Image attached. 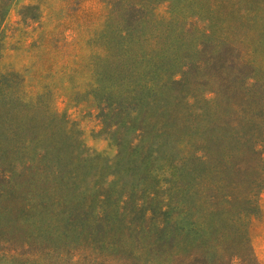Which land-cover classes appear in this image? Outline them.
<instances>
[{
	"label": "trees",
	"instance_id": "obj_1",
	"mask_svg": "<svg viewBox=\"0 0 264 264\" xmlns=\"http://www.w3.org/2000/svg\"><path fill=\"white\" fill-rule=\"evenodd\" d=\"M100 1L109 12L91 39L92 89L99 102L112 99L102 124L117 149L141 143L142 162L168 168L152 207L150 194L145 202L125 196L120 207L109 206L108 192L100 189L90 240L116 254L91 255V264H257L245 221L257 211L264 187V69L257 67L264 62L262 17L249 20L254 13H247L248 28L238 29L215 17L198 24L193 19L200 13L186 11L197 0ZM151 2L167 4L166 14L149 12ZM223 4L213 3L210 12L217 15ZM117 18L121 24L111 27ZM43 97L0 93V153L54 139L46 119L57 115ZM54 176L13 178L16 229L0 234V264L79 263L77 253H35L34 239L25 236L28 212L42 213L28 196L36 197L38 183L61 178ZM86 215V208L69 213L68 224Z\"/></svg>",
	"mask_w": 264,
	"mask_h": 264
},
{
	"label": "rangeland",
	"instance_id": "obj_2",
	"mask_svg": "<svg viewBox=\"0 0 264 264\" xmlns=\"http://www.w3.org/2000/svg\"><path fill=\"white\" fill-rule=\"evenodd\" d=\"M215 2L224 3L217 15L210 12ZM152 7L156 15L167 12V4L151 2L149 12ZM186 11L189 15L200 13L201 18L193 19L198 24L215 17L216 22L238 29L248 28L242 16L252 12L247 19L258 15L264 26V0H197ZM108 12L100 0H0V93L45 94L43 101L57 115L46 119L56 131L52 141L34 143L17 154L0 153V234L8 236L16 229L10 210L15 203L13 178L21 173L41 172L52 177L56 173L62 180L38 183L33 192L36 197L28 196L42 213L28 212L25 236L34 239L35 253L49 255L47 248L58 250L54 257L77 253L78 264H91V255L105 258L116 254L90 240L91 213L98 204L96 195L103 194L101 188L108 192L105 203L109 206L120 207L125 196L133 202H145L150 194L152 207L158 199V187L167 178L161 176L168 168L164 162L156 161L153 166L142 162L141 143L131 148L123 143L117 149L102 124L108 113L104 107H109L112 99L105 97L99 102L100 94L95 95L92 89L91 39ZM117 22L121 24V19L112 21L111 27L118 26ZM102 64L98 61L96 67L101 70ZM257 67L264 69V62H258ZM3 112L0 107V116ZM32 131L38 129L28 133L32 135ZM36 153L42 157L36 158ZM241 173L251 177L253 171ZM82 208L87 215L68 224V214ZM245 233L257 264H264V187L257 198V211L245 221Z\"/></svg>",
	"mask_w": 264,
	"mask_h": 264
}]
</instances>
